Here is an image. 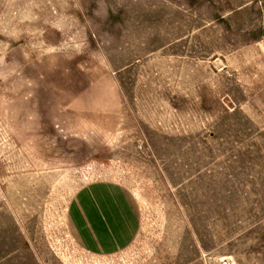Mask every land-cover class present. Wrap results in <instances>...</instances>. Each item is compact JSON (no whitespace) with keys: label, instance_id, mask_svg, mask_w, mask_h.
<instances>
[{"label":"rangeland","instance_id":"rangeland-1","mask_svg":"<svg viewBox=\"0 0 264 264\" xmlns=\"http://www.w3.org/2000/svg\"><path fill=\"white\" fill-rule=\"evenodd\" d=\"M0 264H264V0H0Z\"/></svg>","mask_w":264,"mask_h":264}]
</instances>
